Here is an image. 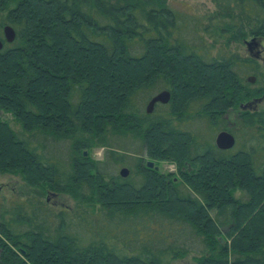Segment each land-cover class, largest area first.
<instances>
[{"label": "trees", "instance_id": "trees-1", "mask_svg": "<svg viewBox=\"0 0 264 264\" xmlns=\"http://www.w3.org/2000/svg\"><path fill=\"white\" fill-rule=\"evenodd\" d=\"M212 2L202 22L168 0H0V111L22 130L0 116V173L88 206L54 222L37 200L0 205V264H173L190 253V236L202 251L196 264H264V107L255 109L264 66L228 48L264 38V0ZM160 88L170 92L165 114L135 108ZM231 110L258 140L250 150L214 144ZM36 134L48 141H31ZM108 134L139 137L155 165L174 163L175 172L137 157L139 182L104 174L84 149L110 145ZM63 140L65 152L52 146ZM86 211L100 216L89 221ZM145 217L174 233L156 227L138 239L125 228ZM126 233L137 241L129 248L120 245Z\"/></svg>", "mask_w": 264, "mask_h": 264}, {"label": "rangeland", "instance_id": "rangeland-1", "mask_svg": "<svg viewBox=\"0 0 264 264\" xmlns=\"http://www.w3.org/2000/svg\"><path fill=\"white\" fill-rule=\"evenodd\" d=\"M168 3L173 9H175L179 13L187 14L188 16H191V17L197 16V17H200V19L202 18L203 15L208 14L212 12L213 10H215V5L212 2V0H168ZM201 21L203 22L204 20L201 19ZM203 37H205L203 38V42L205 41L207 43L208 41L207 36L204 35ZM250 38H251L250 36L246 37L247 40H249ZM6 43L9 45H12L14 44V41L9 42V43L6 42ZM228 48H230L232 51L240 53L241 55L250 54L245 43H232ZM257 49H260V56L259 58H257V62L260 65L264 66V38L261 39V46ZM255 50L256 49H254V51ZM214 52L215 51L213 50L212 54ZM248 74L250 75L251 73L247 72L245 75L247 76ZM252 84L254 85V83ZM161 89L163 88H160L159 90L155 89L152 93H149L150 91H148L147 93H143L139 98H137L134 101L133 104L135 108L144 112L146 108V104L149 101V99ZM160 105L161 106H157V104H155L151 112V114H153L152 117L155 118V113L160 114V115L165 114L167 107L164 106L165 104H160ZM262 107H264V98H262L256 104L255 109H260ZM0 116L2 117V119L7 120L12 126V128H14V130H16L19 133H22V130L19 124L13 119V117L9 113L0 111ZM239 121H240V118H239L238 112L231 110L230 112H228V115L226 116V118L223 119L222 123H220V126L223 125L225 128H227V130H229L235 136L234 146L229 149L231 152H234L238 149L250 150V146L252 145L255 146L258 141L256 138H254L255 135L252 131L245 130L244 127L240 126ZM187 124H192V123L190 122ZM185 125L186 124H182V126L184 127ZM185 128L189 130L187 126ZM221 129L222 128H218L217 130H215L214 139H213L214 141H215V137L217 133ZM28 135L29 134L27 133L23 134V136L25 137H28ZM35 136L36 138L34 136L29 137L31 141L36 142L38 139L48 141V138L44 139V137L41 134H36ZM236 139H238L237 143H236ZM106 140L110 145L104 146V147L103 146H93L88 149H84V151H86V155H88L90 159L100 161V163L98 164L99 169L104 174L111 175V176H120L119 170L121 167L125 166L128 169L127 177H129V180L132 182H139L140 177L137 176L135 172V165H134L135 161H138L137 157H143L145 158V161L152 160L146 156L144 145L142 144L139 137H135L131 134L125 135L124 137L121 135L108 134L106 136ZM57 144L59 145L60 151L63 150L65 152V150H67V147H68L67 140L52 142V146H55ZM106 148H113L118 152L122 151L127 156H125L123 161L121 162H119L120 158H117V161L112 158H107L105 156ZM157 165L159 166L160 170L165 173L175 172V169H176L175 164L170 163L168 161H160L157 163ZM236 195H239L238 192L236 193ZM17 199H23V200L31 199L33 201H36V200L40 201L42 209L44 211L52 213V216H50V219L55 220L54 222H56L57 220L56 215H58V213H60L62 210L65 213V217H66L65 220H69L70 218L68 217L76 216L82 209L85 210V208H88L87 203L78 202L76 199H74L67 193L48 192L44 195V194L39 193L36 189L27 186L23 182V180L20 178V176L13 175L10 173H2V174L0 173V205L1 206L3 205L4 208L8 207V205L11 206L14 200H17ZM85 214L87 215V220L89 221L99 218L100 216L99 212H93V211H89V212L86 211ZM116 216L117 218H120V215L118 213L116 214ZM141 223H145L148 226L147 227L143 226L141 225ZM167 224L168 226H171L170 223L167 222ZM161 226L162 225H160L159 222H155V220L145 217L144 220H138L137 222L130 221V223H127L125 225V228L129 231L131 229L134 230L135 228H137L138 234L136 233V237H138V239L147 238L148 240H150L151 238L145 237L144 234L154 231L156 227L159 229L169 228V227H163V226L161 227ZM121 229H124V228L122 226V223L120 222L119 230ZM139 230H140V233H139ZM145 230L147 231L145 232ZM123 231L126 232L125 229ZM142 231L144 233L141 234ZM169 231L173 232V227H170ZM125 235H126L125 236L126 238H123L124 241L120 242V245L122 247H128L129 245L131 246L137 242V241L130 240L131 237L129 236L128 238L129 234L126 233ZM187 242H188V248L190 247L191 249L190 253L182 258H178L174 260L173 264H196L195 257L199 255L200 252H202L201 250H199L200 244L195 236H190ZM177 243H181V242L177 241Z\"/></svg>", "mask_w": 264, "mask_h": 264}, {"label": "water", "instance_id": "water-1", "mask_svg": "<svg viewBox=\"0 0 264 264\" xmlns=\"http://www.w3.org/2000/svg\"><path fill=\"white\" fill-rule=\"evenodd\" d=\"M2 32H3V38L6 42H8V43L12 42L15 39L16 33H15L14 28L11 25H9V24L4 25ZM245 44L247 46V49L250 52V55L252 57L259 58L260 49H257V48H259L261 46V39L256 38V37H252L249 40H245ZM2 46H3V42L0 39V49L2 48ZM254 49H256V50L254 51ZM247 79L249 82L253 83L255 81V76L250 75V76H248ZM169 99H170V92L167 89H164V90L156 93L147 102L146 108H145L146 112L147 113L152 112L156 103L165 104L169 101ZM251 102L245 103V105H243V108H247L248 106L250 107ZM234 143H235V137L228 130L219 131L215 137L216 147L219 149H222V150L232 148L234 146ZM84 155H86V151H84ZM146 166L150 167V168H154L155 170L159 169V166L155 165V162L153 160H146ZM119 173L122 177H126L128 175L127 167H122L120 169ZM220 240L222 241L223 239L220 238Z\"/></svg>", "mask_w": 264, "mask_h": 264}]
</instances>
